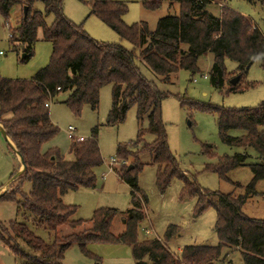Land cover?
Here are the masks:
<instances>
[{"label": "trees", "instance_id": "obj_1", "mask_svg": "<svg viewBox=\"0 0 264 264\" xmlns=\"http://www.w3.org/2000/svg\"><path fill=\"white\" fill-rule=\"evenodd\" d=\"M36 1L0 0V14L6 20L15 7L21 6L23 11L20 27L13 30L10 41L28 44L29 53L37 40L38 30L42 29L43 39L52 43L50 62L35 78L9 80L0 75V124L26 165L0 200L15 202L27 223L55 236L47 242L27 223L15 220L0 224V241L13 255L24 260V264H64L65 254L74 244L79 245L84 255L95 258L88 251L91 243L131 245L137 261L149 258L152 264H219L224 249L239 251L243 264H264V220L249 218L243 213L248 199L257 194V183L264 180V102L251 109L195 105L202 111L216 114L226 145L252 149L261 161L249 165L253 179L245 195L235 197L205 191L182 171L170 151L162 117V101L168 95L148 81L137 65L140 58L157 75L168 79L179 70L195 73L199 58L211 53L214 84L223 83L226 59L238 63L241 80L243 72L255 61H264V34L260 28L229 8L226 0H139L150 11L161 9L164 3L180 7L179 16L160 19L154 31L145 22L127 25L123 17L128 5L124 2L79 0L89 5L91 15L131 43L133 49L129 50L120 44L102 43L88 36L67 19L62 0H42L44 13L34 10ZM260 3L264 6V0ZM211 4L221 6L220 16L207 10ZM25 7L28 8L26 15ZM50 16L53 21L48 24L46 19ZM108 85L113 86L108 124L123 122L133 107L137 109L140 122L148 120V127L139 132L134 145L136 150L128 146L118 149V158L128 162L120 170L122 179L137 194L138 175L144 168L140 157L151 155L153 163L158 165L156 186L161 194L178 178L183 183L180 198L196 199L195 217L208 208L216 210L218 245H189L182 249L181 256H175L158 239L140 240L139 230L145 216L136 195L125 229L119 236L112 231L117 210L98 209L91 220L83 221L75 219L76 206L64 204L62 197L69 191L97 186L94 170L104 163L97 140L99 129L95 128L91 137L83 142L72 141L70 159L57 148L44 152V146L60 132L46 104L60 93H68L64 104L79 117L84 106H91L93 110L99 108L100 91ZM232 130L246 133L235 138L228 135ZM145 133L154 135L155 140L144 143ZM204 149L210 158H217V163L207 165L205 171L216 173L223 180H227L228 174L236 168L246 166L244 154L217 157L209 146ZM26 183L31 184L29 193L24 191ZM84 224L89 227L80 229ZM180 231L179 226L170 225L166 239H172ZM61 232L66 234L61 236Z\"/></svg>", "mask_w": 264, "mask_h": 264}, {"label": "rangeland", "instance_id": "obj_2", "mask_svg": "<svg viewBox=\"0 0 264 264\" xmlns=\"http://www.w3.org/2000/svg\"><path fill=\"white\" fill-rule=\"evenodd\" d=\"M128 5V12L123 19L127 25L145 22L154 31L160 19L167 16H179L178 4L164 3L162 8L150 11L143 7L139 0H115ZM64 14L74 25L80 27L88 36L102 43L120 44L132 50L133 46L122 39L113 29L95 15H91L89 5L79 0H62ZM229 8L240 12L251 19L264 34V6L260 0H226ZM34 10L44 13L42 0H37ZM207 10L215 15H221V6L211 4ZM22 7H15L8 20L0 14V75L9 80H31L50 62L52 43L45 41L42 29L38 30L37 40L31 45L10 41L13 30L20 27L22 21ZM50 24L53 17L46 19ZM184 48H187L184 46ZM137 65L146 79L154 83L157 88L168 96L162 101V117L168 137L170 151L177 158L180 167L187 176L195 181L202 190L241 196L246 194V188L253 179L250 164L261 163L252 149L231 147L226 145L221 137L217 116L209 111H202L197 106H213L224 109L255 108L264 102V61H255L242 79L236 85L231 81L239 77L237 62L226 59L224 62L223 83L214 84L211 72L214 66V56L207 53L198 60V70H179L172 73L168 79L157 75L140 58ZM113 86L108 85L100 91V103L97 110L91 106H84L79 117L64 104L68 93H60L50 100V116L60 128L59 134L46 144L44 152L58 149L66 159L72 140L68 136V128L73 126L78 134L89 139L95 128H98L97 140L104 163L94 170L97 178L95 188H80L69 191L62 200L65 205L76 206L75 219L89 221L95 211L102 208L117 210V217L112 231L119 236L125 229L128 211L132 209L135 195L141 202V211L145 220L139 230L140 240L158 239L166 245L175 256H181V251L189 245L216 246L219 244L215 231L217 212L208 208L200 216H194L195 198L181 199L183 183L180 179H173L168 190L161 194L156 186L158 165L153 163L149 154L142 155L140 162L144 165L138 175V193L135 194L120 176V170L128 162L118 158L120 146H134L141 129L148 127V120H138L137 109L129 110L123 122L108 124L107 118L112 107ZM246 132L232 130L231 137H241ZM155 136L145 133L144 143H151ZM78 142V141H76ZM139 146H142L139 145ZM138 146V147H139ZM204 146H209L217 157L244 154L246 166H240L228 174V179H221L216 173L206 172L205 167L216 164L217 158H210ZM115 160V161H114ZM22 168L15 151L7 142L0 127V194H4L14 185L13 178ZM239 184V185H237ZM16 186V185H15ZM24 191H31V184L26 183ZM257 194L248 199L243 213L253 219L264 220V180L256 185ZM27 223L15 202L0 200V224L11 221ZM31 230L47 242L53 240L55 234L45 230H37L27 223ZM170 225L181 228L178 235L166 239V232ZM84 224L80 229L87 228ZM80 230H77L79 232ZM66 234V233H64ZM59 233V235H64ZM69 234V233H67ZM88 251L95 256L89 257L82 253L79 245H72L65 254L64 264H152L149 258L137 261L133 255V247L125 243H91ZM24 260L16 257L7 246L0 241V264H24ZM219 264H243L241 254L237 250L224 249Z\"/></svg>", "mask_w": 264, "mask_h": 264}, {"label": "water", "instance_id": "obj_3", "mask_svg": "<svg viewBox=\"0 0 264 264\" xmlns=\"http://www.w3.org/2000/svg\"><path fill=\"white\" fill-rule=\"evenodd\" d=\"M27 10H28V8L25 7V8H24V14H25V15L27 14ZM239 79H240V77H236L235 79H233V80L231 81V84H232V85H236V84L238 83ZM0 127H1V129H2V132H3V134H4V136H5L6 140H7V142H8L9 145L12 147V149L16 152V147H15V145L13 144V142L9 139V137H8V136L6 135V133L4 132L3 127H2L1 124H0ZM16 155H17L18 159H19L20 162H21L22 168H21L20 172H19V173L13 178L12 181H14L15 179H17V178L20 176V174L26 169V165H25L24 160H23V158L21 157V155H20L19 153H17V152H16ZM1 196H2V194H0V197H1Z\"/></svg>", "mask_w": 264, "mask_h": 264}, {"label": "built area", "instance_id": "obj_4", "mask_svg": "<svg viewBox=\"0 0 264 264\" xmlns=\"http://www.w3.org/2000/svg\"><path fill=\"white\" fill-rule=\"evenodd\" d=\"M12 37V35H10V38ZM3 55V52H0V56ZM46 107H50V103L48 102L46 104ZM68 136L72 141H78V142H83L85 141V137L81 136L78 134V131L76 128H74L73 126H70L68 128ZM115 161V160H114Z\"/></svg>", "mask_w": 264, "mask_h": 264}, {"label": "crops", "instance_id": "obj_5", "mask_svg": "<svg viewBox=\"0 0 264 264\" xmlns=\"http://www.w3.org/2000/svg\"><path fill=\"white\" fill-rule=\"evenodd\" d=\"M65 157V155H63ZM66 158V157H65ZM89 227V226H88Z\"/></svg>", "mask_w": 264, "mask_h": 264}]
</instances>
